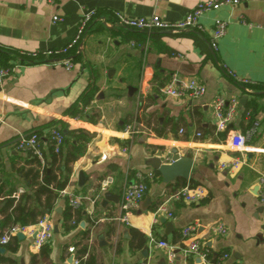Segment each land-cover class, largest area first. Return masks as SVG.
Returning <instances> with one entry per match:
<instances>
[{
	"label": "crops",
	"instance_id": "crops-1",
	"mask_svg": "<svg viewBox=\"0 0 264 264\" xmlns=\"http://www.w3.org/2000/svg\"><path fill=\"white\" fill-rule=\"evenodd\" d=\"M202 1L208 0H0V51L9 56L3 66L9 73L0 86V233L8 228H3L1 213L7 199L18 200L29 191L16 172L29 167L25 153L17 150L21 135L40 132L44 138L62 124L94 134L85 155L72 165L55 211L46 215L54 235L47 244L48 259L38 264H71L77 257L69 249L75 246L87 247L81 259L91 254L95 264H202L181 251L182 231L189 226L216 258L213 264H264V0H243L203 14L202 32L107 29L94 21L67 56L70 70L58 63L60 59L28 57L66 47L86 11L95 10L109 22L114 12L180 21ZM54 16L63 21L54 23ZM217 19L227 22V29L214 52L210 43ZM191 78L205 86L200 99L163 93L167 85ZM94 86L96 94L85 111L100 113L96 124L72 114ZM220 96L236 99L238 113L226 131L218 133L213 105ZM127 125L139 126L140 134L129 137L124 132ZM250 131L248 144L254 150L233 167L239 154L231 150L229 134ZM173 147L181 156L192 155L189 180L164 183L161 175L149 180L145 198L130 211L129 224L120 223L126 187L137 181V173L155 171L150 160L162 151L165 161ZM107 181L111 184L105 188ZM186 186L203 187L204 199L196 204L175 200ZM67 198L78 200L82 217L76 228L65 232L62 213ZM162 204L172 219L156 213ZM162 217L173 225L170 234L160 223ZM217 222L227 229L225 235L211 232ZM131 229L146 237L144 246L138 247ZM24 236L17 238L16 252L5 249L1 255L15 264H33L32 256L40 248L34 247V235ZM151 239L168 242L175 257L170 259L169 251L151 244Z\"/></svg>",
	"mask_w": 264,
	"mask_h": 264
},
{
	"label": "built area",
	"instance_id": "built-area-1",
	"mask_svg": "<svg viewBox=\"0 0 264 264\" xmlns=\"http://www.w3.org/2000/svg\"><path fill=\"white\" fill-rule=\"evenodd\" d=\"M46 1L48 3H55L60 0H40ZM243 0H208L198 3V5L193 8L185 17L180 21H167L158 15H151L149 17H135L129 18L123 13L114 12L113 21L109 22L104 17L98 15L95 10L86 11L79 22L77 27L75 37L68 43V45L62 49L47 50L42 52H33L28 54L31 59L46 58V59H60L58 63L63 65L67 70L72 68V62L67 58L70 51L76 48L80 42L86 37L91 24L94 21L102 22V24L107 28L111 29L114 27H119L126 30H136V31H146V32H169L172 34H179L186 31H203V26L200 24V17L210 11H215L220 9L222 6H237L242 3ZM52 21L54 23L62 22L63 19L58 16H54ZM227 22L217 19L214 21V29L211 38V48L215 52L218 50L219 41L223 38L226 33ZM9 70L1 65L0 58V86L2 85L4 78L8 75ZM231 74V73H230ZM244 85L249 84L248 81H242ZM206 89L203 84L194 78L180 84H170L163 88V93L171 96L173 98L184 99L187 101L200 99L205 95ZM238 113V101L236 99L226 100L224 97H218L213 105V116L216 121V131L218 133L226 131L228 125L233 121V119ZM249 117L250 114H247ZM259 124L254 123V127ZM124 132L128 134L129 137L133 138L140 134V128L136 125H127ZM252 133L250 131L247 135H242L237 132H231L229 134L228 140L231 150L234 153L239 154V158L235 159L233 167H237L243 164V158L246 154L253 152V147H251L249 142V136ZM50 138L55 144L56 152L59 151L60 146L63 144L64 136L62 132L54 127L49 131ZM180 134L184 135L185 131L180 130ZM201 134L197 133V137ZM17 150L20 152L30 151L36 155L42 162L44 161L42 151L40 149L39 137L37 134L33 133L28 136L21 135L18 143ZM127 149H124L126 152ZM225 168V165H222ZM155 177V171H150L147 173H137V181L134 184L129 185L123 192L121 211L122 215L118 218L120 223L129 224L130 211L134 207H137L145 198L147 193V183L149 180ZM111 181L104 183V187H108ZM205 189L203 187H190L186 186L180 189L173 197L175 200L182 201L186 204H196L199 203L205 197ZM262 201H264V193L262 195ZM71 204L76 206L79 204L78 200L72 199ZM156 213H166L168 218L172 219L173 214L170 213L164 204L160 205ZM195 228L192 226L186 227L182 231V236L184 238V246L181 248L183 256L185 258L198 257L202 264H213L209 257V252L202 247V244L193 237ZM211 232L218 235H225L227 229L221 222H217L211 227ZM19 233L26 235H34V247L41 248L42 246L48 244L54 235V225L52 220L45 216L39 220V222L34 226L22 227L19 225H14L8 227L3 232L0 233V247L7 245L12 238L16 237ZM151 244L156 245L161 249L168 250L170 253V259H173L175 255L172 253L173 247L166 241H155L151 239ZM69 252L74 254L75 249L70 248ZM225 255L224 258H227ZM71 264H81V260L74 258ZM140 264H148L143 262Z\"/></svg>",
	"mask_w": 264,
	"mask_h": 264
},
{
	"label": "trees",
	"instance_id": "trees-1",
	"mask_svg": "<svg viewBox=\"0 0 264 264\" xmlns=\"http://www.w3.org/2000/svg\"><path fill=\"white\" fill-rule=\"evenodd\" d=\"M1 65L4 66L9 60V56L5 52L0 51ZM97 88L94 86L83 97L81 107L76 108L72 114L77 117H84L90 123L96 124L100 119V113L94 109L90 113L85 111L89 106ZM58 128L63 136V144L60 146L59 151L56 152V147L50 134L48 132L46 137H42L40 132H34L39 137L40 149L44 161L42 162L32 152H24L27 159L25 166L16 168L17 174L23 179L28 188V192L22 194L18 200L11 198L7 199L4 208L1 210L4 218L2 220L3 228L19 225L22 227H29L36 225L40 219L53 213L56 209V202L61 197V193L65 190L69 183L70 175L72 173V165L86 153L87 145L91 142L94 134L84 129H72L69 126L62 124ZM33 134V133H32ZM130 141H127V145ZM160 176L155 173V177ZM1 195V190H0ZM82 217V209L80 205H72L66 199V207L62 213V227L65 232L71 231L76 228ZM133 239H138V247L144 246L146 237L131 229ZM89 231L85 232L87 235ZM17 237L0 248H4L9 252H16ZM75 246V256L81 260V264H95L94 257L89 254L86 261H82V256L87 254V247L83 246L78 248ZM50 254L49 245H44L40 248L38 255L32 256V263L38 264L39 261L47 260ZM210 259L216 261L212 255ZM0 264H15V261L0 253Z\"/></svg>",
	"mask_w": 264,
	"mask_h": 264
},
{
	"label": "water",
	"instance_id": "water-1",
	"mask_svg": "<svg viewBox=\"0 0 264 264\" xmlns=\"http://www.w3.org/2000/svg\"><path fill=\"white\" fill-rule=\"evenodd\" d=\"M164 33L171 34L169 32ZM168 153V157L164 161L163 152H159L157 156L150 160L149 166L162 176L164 183H170L176 179L188 181L193 165L192 155L187 153L181 156L179 149L176 147L171 148ZM262 209L263 207L259 208L258 210L260 211ZM57 211L60 212V209H57ZM160 223L165 225L166 233L170 234L173 229L172 223L165 217L160 219ZM16 237L20 240L25 238L24 234L22 233H19ZM5 251L6 250L4 248H0L1 253H5ZM161 264L167 263L162 262Z\"/></svg>",
	"mask_w": 264,
	"mask_h": 264
}]
</instances>
